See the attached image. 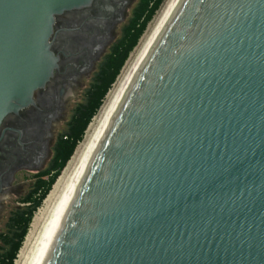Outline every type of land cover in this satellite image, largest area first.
I'll return each mask as SVG.
<instances>
[{
	"label": "water",
	"instance_id": "obj_1",
	"mask_svg": "<svg viewBox=\"0 0 264 264\" xmlns=\"http://www.w3.org/2000/svg\"><path fill=\"white\" fill-rule=\"evenodd\" d=\"M109 1L0 0V130ZM31 264H264V0H176Z\"/></svg>",
	"mask_w": 264,
	"mask_h": 264
},
{
	"label": "flooded vegetation",
	"instance_id": "obj_2",
	"mask_svg": "<svg viewBox=\"0 0 264 264\" xmlns=\"http://www.w3.org/2000/svg\"><path fill=\"white\" fill-rule=\"evenodd\" d=\"M126 1L110 0V8L102 10V18L97 17L98 8L69 12L58 18L55 50L62 56L60 71L35 93L36 105L9 115L0 130L1 134L6 128L0 142V202L13 191L22 172H30L33 177L50 164L62 135L56 130L66 116L70 98L82 80L93 73L95 77L108 49L115 44L116 31L126 20L132 3L130 0L126 6ZM7 127L22 130L20 141V132Z\"/></svg>",
	"mask_w": 264,
	"mask_h": 264
},
{
	"label": "trees",
	"instance_id": "obj_3",
	"mask_svg": "<svg viewBox=\"0 0 264 264\" xmlns=\"http://www.w3.org/2000/svg\"><path fill=\"white\" fill-rule=\"evenodd\" d=\"M165 0H141L133 11L122 37L115 42L105 56L87 90L86 102L79 104L69 121L68 129L58 139L54 156L49 166L34 174L30 192L23 198V207H18L8 222V232L2 235L7 250L0 254V264H15L29 233L36 211L43 205L54 184L72 159L78 145L84 140L86 131L97 115L104 100L121 74L131 52L138 45L148 24Z\"/></svg>",
	"mask_w": 264,
	"mask_h": 264
},
{
	"label": "bare ground",
	"instance_id": "obj_4",
	"mask_svg": "<svg viewBox=\"0 0 264 264\" xmlns=\"http://www.w3.org/2000/svg\"><path fill=\"white\" fill-rule=\"evenodd\" d=\"M175 2L176 0L166 1L156 19L150 28H148V31L143 37L140 45L130 57L114 88L110 90L107 100L100 113L96 115L90 123L85 140H83V142L79 145L72 159L69 161L66 168L54 184L49 195L45 199L43 206H41L38 213L35 215L32 222V228L29 230L26 242L15 264H31L110 113Z\"/></svg>",
	"mask_w": 264,
	"mask_h": 264
},
{
	"label": "rangeland",
	"instance_id": "obj_5",
	"mask_svg": "<svg viewBox=\"0 0 264 264\" xmlns=\"http://www.w3.org/2000/svg\"><path fill=\"white\" fill-rule=\"evenodd\" d=\"M140 1L141 0H132V3L130 5L129 10H128V13H127V18H126V20L121 25H119V27H118V29L116 31L115 39H114L113 42L118 41L122 37L124 26L127 25V23L129 22V20L131 19L132 15H133V11L137 7V5L140 3ZM166 1L167 0L164 1V3L162 4L161 8L157 11V13L154 16V18L148 24V27H147L145 33L141 37L138 45L131 52V54H130V56H129V58H128L126 64H125V66L127 65L130 57L133 55V53L136 51V49L140 45L143 37L145 36V34L148 31V28H150V26L152 25V23L154 22V20L158 16L159 12L161 11V9L163 8V6L165 5ZM109 51H110V49H108V52ZM124 67H123V69H124ZM123 69H122V71H123ZM122 71H121V74H122ZM120 75H119V77H120ZM93 77H94V73L92 75L88 76L87 78H85L84 80H82V82L80 83V86H78L77 89L75 90L74 95L70 98V106H69V108L67 110L66 116H65V118L58 125V128L56 130L57 131V134L64 133V132L67 131L69 121L71 120V118H72V116H73V114L75 112V108L78 106V104H81V103L86 102L87 90L89 89V87L91 86V84L94 81ZM119 77L117 78L116 82L118 81ZM116 82L113 84V86H112L111 89L114 88ZM108 94H107V96H106V98L104 100V104H105V102L107 100ZM103 105H102V107H103ZM102 107H101V109H102ZM101 109L99 110V112L97 113V115L100 113ZM86 133H87V131H86ZM85 137H86V134H85ZM85 137H84V140H85ZM79 145H78V147H79ZM48 166H49V163H47L45 165V168L44 169H46ZM30 174H31L30 172H22L21 175H20V177L17 179V181L15 183V187H14L13 191L12 192H9L6 195V197L0 202V254H3L7 250V248H8V246L4 243V241L2 239V235L3 234H6L8 232V228H9L8 222H9V219H10L11 215L13 214V212L18 207H23L25 205L24 203H22L21 198L25 197L30 192V190L32 189L34 179H33V177ZM39 209L36 211L35 215L38 213ZM33 220H34V218H33ZM31 228H32V223H31L30 229ZM25 242H26V240H25ZM25 242H24V244H25ZM18 258H19V255H18Z\"/></svg>",
	"mask_w": 264,
	"mask_h": 264
}]
</instances>
